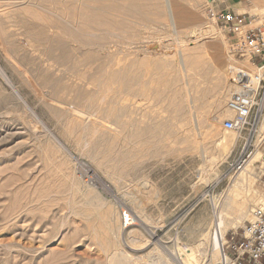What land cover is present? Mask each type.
Listing matches in <instances>:
<instances>
[{"label": "rangeland", "instance_id": "374dc122", "mask_svg": "<svg viewBox=\"0 0 264 264\" xmlns=\"http://www.w3.org/2000/svg\"><path fill=\"white\" fill-rule=\"evenodd\" d=\"M12 1L0 0V264H176L168 252L194 245L199 255L194 264H211L205 236L212 231L214 205L225 218L223 239L230 241L239 239L250 220L253 196L264 201L259 130L252 156L258 157L245 175L249 182L240 197L232 195L244 170L235 166L241 146L222 123L231 91L227 71L238 59L231 52V35L208 20L213 0H203L199 10L189 0H176V31L144 18V27L135 29L142 33L138 44L117 47V39L107 37L111 44L103 52L111 55L116 70L144 61L150 80L154 64L173 69L180 53L192 61L202 56L193 48L207 47L222 69L214 73L204 57L205 68L194 66L188 73L199 128L190 114L179 117L153 95L129 94L121 80L82 78L81 73L91 72L89 65L73 68L61 59L54 45L65 38L62 24L77 28L80 23L71 5H88L90 12L94 2ZM216 5L257 12L264 19V8L255 11L251 0H216ZM195 28L205 34L196 41L191 39ZM54 79L68 90L56 92ZM73 88L84 92L83 99ZM218 94L223 102L213 107ZM168 121L172 140L158 143L162 130L151 134L149 128ZM225 133L238 139L227 156L215 145ZM241 195L247 197L250 216L239 220Z\"/></svg>", "mask_w": 264, "mask_h": 264}, {"label": "bare ground", "instance_id": "6f19581e", "mask_svg": "<svg viewBox=\"0 0 264 264\" xmlns=\"http://www.w3.org/2000/svg\"><path fill=\"white\" fill-rule=\"evenodd\" d=\"M86 1L90 3L94 2L96 4L95 7L90 6L91 9L90 12L87 9L88 5H86V7L82 6L80 9H75V7L71 5L72 8L71 10H73V12L76 11L80 13L79 27L77 28H74L75 26L71 27L69 23L62 24V27L65 29L64 30L65 35L63 36L65 38L56 40L57 43L56 45H54L57 47V50L60 53L59 56L61 55V59H63L66 63L72 64L73 68L79 67V65L81 66L82 64L89 65V67H91L92 69L91 72L81 73L80 76H82V78H87L89 75H91L93 82H96L97 79L98 80L102 79L100 81H114L113 83H115V81L121 80L122 81L121 87L124 88L129 94L139 93L144 95L145 93L148 95H153L155 100L166 105L165 109L174 110L175 112L180 114L179 117L183 118L186 113L190 114L191 118H193V121L196 123V126L198 127L199 125H198V118L196 116L197 114L195 112V104H194V100L190 98L191 93L188 87L189 86L188 73L190 71V68L194 66H197V68L198 67L205 68L204 61L203 62L201 61V59L205 57L206 62L210 64L214 73H217L222 69L221 67L222 63L220 61V58L215 55L212 56V58L211 57L209 58L207 47L200 48L201 50H198V48H193L195 54L198 52H202V56L196 55V58L192 61L187 60L184 57V55L180 53L179 60L178 62H175L176 65L173 69H169L168 68L169 66L164 63L154 64L155 68L154 70H152V72L154 71L152 78H149L150 80L147 79L148 81L145 78L146 75L144 73L145 72L144 61L136 59L133 60L131 63L128 61L129 62L128 65L122 63L125 66H123L121 63H117V64H121L123 67L116 70V69H112V65L114 64H113V60L111 59V55L103 54V52L106 53L105 51L107 50V45L111 44L106 41L107 37L116 38L117 40L114 42V44L117 47L120 45L131 46L138 44L136 41L140 40V38L142 37V33L135 29L137 26L144 27L145 19L150 21H155L156 23H158V21H161L162 23H164L165 26H170L174 28V31H176L175 28L176 25H178L177 15H176L178 3L176 2V0H143L142 2L139 3L136 2L135 0H86ZM189 2L196 10H199L203 6V0H189ZM251 2L257 8L255 11L264 8V0H251ZM14 5L15 4H13V6ZM0 12L3 13L4 10ZM111 12L121 15L119 16L120 19H116L110 16L108 17L105 15V13L109 14ZM127 17L136 18L138 19V21L137 22L127 21L126 19ZM88 29H90V31H94L95 33L88 31ZM100 29H103L105 31L100 32L98 34L96 31ZM197 29L195 28V30L192 29L193 31H191L192 32L191 39L196 38L195 41L198 40V38H200L201 36L205 35L202 34L201 32L202 29L200 31ZM71 43L73 44L72 48L70 47ZM121 65H119V67H121ZM151 74L152 73L150 72L148 76ZM207 77L208 75L206 74L205 78ZM53 81H54L53 82L54 85H56L55 87L56 92L60 93L68 90V87H66L61 80L54 79ZM102 87L104 86L102 85ZM72 90L75 91V94L79 99H83L82 96L84 92H81L80 90H75V88H73ZM206 92L207 90L204 92V94H206ZM222 102H223L222 97L220 94H218L216 96V100L212 103V106L218 107ZM88 104L92 105L93 103L89 102ZM263 120H264V115L259 129L261 138H264ZM169 122L170 121L166 123L156 124L154 129L149 128V132H151V134L154 132L155 129L156 130L158 129V131L159 129L162 130V133L160 132L155 137L158 143L164 144L167 140L173 137V124ZM173 140L175 139L173 138ZM237 140L238 139H236L235 136L229 135L227 137L225 133V135H223L217 141H215L216 143L215 145L219 147V149L220 148L224 149V151L227 152V154H224V156H227L231 152V150L235 148V145L237 144ZM257 157L254 158L252 157L253 159L249 162L250 165H247L245 168H243L244 170L240 173L239 179L237 180L235 186L233 187L234 190L232 192V195L234 200H236L238 196L240 197V192H241L240 188L244 185V183L249 182V180L246 181L245 175L248 167L252 165L253 163L252 161H254ZM259 201H261V199H259L258 196H253L254 204L258 203ZM234 205H235V201H234ZM237 205H239L238 219L239 220L248 219L250 216V209H249L250 204L248 205L247 197L241 195V198L239 199V204ZM216 206L217 205H214L215 212L213 215V221L211 226L212 231L205 236V239L207 238L209 240V245H210L209 255L211 256V261H210L211 264H217V260H218L217 256L222 246V240L224 237L223 233L225 232V228H226L225 218L224 216H222V211L220 212L218 210L219 208ZM198 244H199L198 247H200L202 243L200 244L199 242ZM195 246L196 245H194V247L186 246V248L184 249L177 247L175 251L168 252L167 250V252L172 257V259L176 264H194V262L196 263V261H198L197 247Z\"/></svg>", "mask_w": 264, "mask_h": 264}, {"label": "built area", "instance_id": "2783aa9c", "mask_svg": "<svg viewBox=\"0 0 264 264\" xmlns=\"http://www.w3.org/2000/svg\"><path fill=\"white\" fill-rule=\"evenodd\" d=\"M207 17L234 41L231 52L238 60L227 71L231 91L222 127L240 140L235 166L241 170L256 151L255 139L264 115V19L257 12L218 8L216 0L207 9ZM217 264H264V201L253 206L239 239L222 240Z\"/></svg>", "mask_w": 264, "mask_h": 264}, {"label": "crops", "instance_id": "0c3cea01", "mask_svg": "<svg viewBox=\"0 0 264 264\" xmlns=\"http://www.w3.org/2000/svg\"><path fill=\"white\" fill-rule=\"evenodd\" d=\"M217 7H218V5H217ZM219 8V7H218ZM221 8H224V6L223 7H221Z\"/></svg>", "mask_w": 264, "mask_h": 264}]
</instances>
